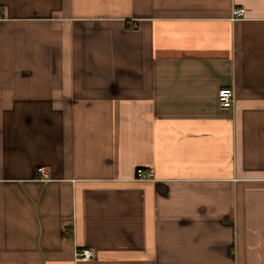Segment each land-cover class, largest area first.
<instances>
[{"label": "crops", "instance_id": "crops-1", "mask_svg": "<svg viewBox=\"0 0 264 264\" xmlns=\"http://www.w3.org/2000/svg\"><path fill=\"white\" fill-rule=\"evenodd\" d=\"M0 264H264V0H0Z\"/></svg>", "mask_w": 264, "mask_h": 264}, {"label": "built area", "instance_id": "built-area-1", "mask_svg": "<svg viewBox=\"0 0 264 264\" xmlns=\"http://www.w3.org/2000/svg\"><path fill=\"white\" fill-rule=\"evenodd\" d=\"M245 16V8L243 7H233L232 9V18L238 19ZM218 101L219 105L223 109H231L236 101L235 90L232 86H224L218 91ZM138 178H149L153 176L151 171H146L143 168H138L136 171ZM95 250L91 247L81 248L77 252V258L80 260H89L95 257Z\"/></svg>", "mask_w": 264, "mask_h": 264}]
</instances>
